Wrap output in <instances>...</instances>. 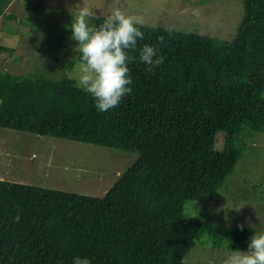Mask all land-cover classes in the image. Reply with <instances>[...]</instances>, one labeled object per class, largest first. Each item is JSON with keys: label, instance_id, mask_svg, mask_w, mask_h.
<instances>
[{"label": "trees", "instance_id": "trees-1", "mask_svg": "<svg viewBox=\"0 0 264 264\" xmlns=\"http://www.w3.org/2000/svg\"><path fill=\"white\" fill-rule=\"evenodd\" d=\"M11 1L0 0V14ZM141 27L129 53L150 43L165 59L129 62L132 91L103 112L70 76L0 71V128L139 154L102 198L0 180V264H186L206 227L184 218L186 201L216 196L244 137L264 132V0H244L231 42ZM215 234L244 250L251 236L246 227Z\"/></svg>", "mask_w": 264, "mask_h": 264}, {"label": "rangeland", "instance_id": "rangeland-1", "mask_svg": "<svg viewBox=\"0 0 264 264\" xmlns=\"http://www.w3.org/2000/svg\"><path fill=\"white\" fill-rule=\"evenodd\" d=\"M77 0H12L0 14V71L15 75L64 76L78 83V53L70 39L69 7ZM97 16L117 3L144 17L146 26L231 42L244 16V0H83ZM13 17V18H12ZM75 62L73 69L69 63ZM1 102V101H0ZM218 133L216 149L224 147ZM241 145V144H240ZM242 156L216 196L206 202L186 201L184 218L206 225L188 251L186 264H220L232 234L217 243L216 231L244 224L250 235L264 226V132L242 140ZM122 151L90 143L0 128V180L92 197H104L138 159ZM244 250V249H241ZM75 264H88L77 259Z\"/></svg>", "mask_w": 264, "mask_h": 264}, {"label": "clouds", "instance_id": "clouds-1", "mask_svg": "<svg viewBox=\"0 0 264 264\" xmlns=\"http://www.w3.org/2000/svg\"><path fill=\"white\" fill-rule=\"evenodd\" d=\"M94 10L83 0H77L68 9L71 22L64 27L70 30V39L76 41L73 47L79 55L77 86L90 93L97 111L103 112L132 91L129 62L138 59L152 67L163 63L165 58L150 43L139 46L138 57L129 53V49H137L138 40H144L143 16L129 13L118 3L102 19ZM19 218V214L14 217ZM238 227L243 229L244 224ZM227 245L220 264H264V226L255 229L246 250Z\"/></svg>", "mask_w": 264, "mask_h": 264}]
</instances>
